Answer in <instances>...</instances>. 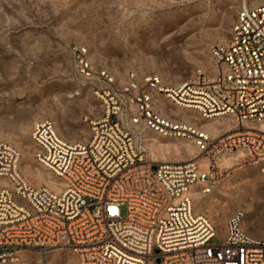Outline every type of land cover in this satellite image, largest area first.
I'll list each match as a JSON object with an SVG mask.
<instances>
[{"label":"built area","instance_id":"built-area-1","mask_svg":"<svg viewBox=\"0 0 264 264\" xmlns=\"http://www.w3.org/2000/svg\"><path fill=\"white\" fill-rule=\"evenodd\" d=\"M240 2L228 40L208 48L211 72L168 87L156 75L116 84L100 72L101 114L88 120L83 141L63 139L49 119L32 123L33 160L56 188L31 185L19 172L20 152L0 140V264L33 257L42 264L57 249L78 264H264V233L243 230L241 212L220 235L194 208L193 194L212 192L235 171L255 166L264 174V0ZM158 96L231 124L212 135L163 117L154 109ZM141 128L189 140L195 158L147 157Z\"/></svg>","mask_w":264,"mask_h":264},{"label":"rangeland","instance_id":"rangeland-1","mask_svg":"<svg viewBox=\"0 0 264 264\" xmlns=\"http://www.w3.org/2000/svg\"><path fill=\"white\" fill-rule=\"evenodd\" d=\"M240 3L0 0V140L20 152L19 172L33 186L47 184L46 177L51 179L32 157L34 146L29 134L34 121H53L65 140L83 141L88 137V120L101 114L100 101L94 94L100 86V72L113 76L116 84L126 83L130 75L140 82L156 75L167 87L182 83L197 70L211 72L208 48L228 40ZM80 59L87 62L88 71L82 70ZM154 109L163 117L181 122L212 123L221 132L231 124L224 118H199L196 112L175 107L163 96L157 97ZM141 130L147 157L149 137L161 143L187 144L192 149L190 154L181 145L179 154L172 147L168 152L152 149L159 161L190 160L197 153L189 140L163 137L148 128ZM208 204L215 212L206 207ZM194 208L215 225L220 235L228 218L239 211L243 214L241 228L260 237L264 233V174L255 166L235 171L212 192L197 194ZM212 242L220 240L214 237ZM37 261L33 257L31 264H39ZM42 263L78 264L64 249L51 252Z\"/></svg>","mask_w":264,"mask_h":264},{"label":"bare ground","instance_id":"bare-ground-1","mask_svg":"<svg viewBox=\"0 0 264 264\" xmlns=\"http://www.w3.org/2000/svg\"><path fill=\"white\" fill-rule=\"evenodd\" d=\"M183 116H184V118H186V119H188V118H190L189 117V115H187V114H183ZM216 122H218L217 120H216ZM220 122V121H219ZM215 123V122H214ZM216 124H218V123H216ZM203 127H205L206 129H208V130H213L214 132H217L218 130H217V128H215L213 125H212V123H203V125H202ZM228 126V125H227ZM211 132V131H210ZM147 141H148V146H149V155H150V157L152 158V159H158L157 158V153H156V156L154 155V153H153V151H152V149H155V151L157 150V151H159V152H168L169 150H170V147H172L173 148V150L172 151H179L180 150V145H181V143H180V145H178V144H169V143H161V142H159L157 139H155V138H153V137H149V138H147ZM185 147V149L188 151V153L190 154V152L192 151V149H191V147H189L190 145H183V143H182V145H181V147ZM151 148V149H150ZM156 151V152H157ZM181 152V151H180ZM193 153V152H192ZM159 154V153H158ZM169 154V153H168ZM177 154V153H176ZM178 154H179V152H178ZM165 155V154H164ZM192 155V154H191ZM159 156V155H158ZM161 157V156H160ZM161 158H163V157H161ZM195 158V155L193 154L192 155V157H191V159H194ZM163 160V159H162ZM25 167H27V166H23V168H25ZM39 175L41 174L40 172L38 173ZM37 174V175H38ZM36 176V175H35ZM41 176V175H40ZM49 176V175H48ZM37 177V176H36ZM43 181H44V179H43ZM45 181L47 182V184L49 185V186H51V187H53V188H56L57 187V183L54 181V180H52V179H48L47 177H46V179H45ZM193 196H194V198H195V196H197V194H193ZM197 200H198V198H197ZM206 207L209 209V210H211V212H215L214 210H212L213 208H211V205L210 204H208V205H206ZM43 264V263H42Z\"/></svg>","mask_w":264,"mask_h":264},{"label":"snow or ice","instance_id":"snow-or-ice-1","mask_svg":"<svg viewBox=\"0 0 264 264\" xmlns=\"http://www.w3.org/2000/svg\"><path fill=\"white\" fill-rule=\"evenodd\" d=\"M110 211H113V212H114V211H115V209H110Z\"/></svg>","mask_w":264,"mask_h":264}]
</instances>
